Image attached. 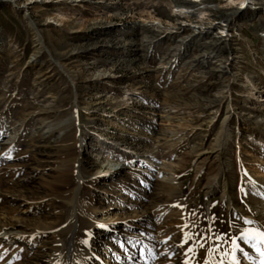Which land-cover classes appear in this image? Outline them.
<instances>
[{"label":"rangeland","instance_id":"374dc122","mask_svg":"<svg viewBox=\"0 0 264 264\" xmlns=\"http://www.w3.org/2000/svg\"><path fill=\"white\" fill-rule=\"evenodd\" d=\"M180 1L0 0V217L23 232L0 264H181L183 232L255 227L230 197L264 224V0ZM200 31L227 48L189 46Z\"/></svg>","mask_w":264,"mask_h":264},{"label":"bare ground","instance_id":"6f19581e","mask_svg":"<svg viewBox=\"0 0 264 264\" xmlns=\"http://www.w3.org/2000/svg\"><path fill=\"white\" fill-rule=\"evenodd\" d=\"M192 1H187V0H184V1H180V2H178V4H177V8H181V10H183V9H186L187 7H189V8H191V9H193V8H195L196 6H190L189 4L191 3ZM245 3H246V1H244V5H245ZM241 15V13H240V9H236V10H231V11H229V12H225V13H223L222 15H221V20L224 22V26H225V28H230V26L232 25V23H233V21L236 19V18H238L239 16ZM177 18V17H176ZM168 19L169 20H175L174 19V16H172V15H169L168 16ZM131 28L132 29H130L131 31L130 32H132L133 34H138V35H140L141 36V39H140V41H137V42H133V43H131L130 41V43H128V45L132 48V50L134 51V52H136L137 54H139L140 52H142V48H143V46L145 45V44H147V43H149L150 42V38H151V36H147L146 34L147 33H152V32H154V30L151 28V27H149L148 25H146V24H142V23H138V24H134L133 26H131ZM221 30H223L224 28H220ZM128 33V32H127ZM209 33L208 32H203V31H200L199 33H192L190 36H189V38L187 39V42H188V44H189V46L190 45H198V46H200V47H203V48H208L209 50H219V51H222V50H224L225 48H227V45H228V42H227V40L226 41H221L222 39H218L217 37H209V35H208ZM144 35V36H143ZM205 39H208V40H205ZM151 40H153V39H151ZM121 43V42H120ZM118 45V44H117ZM123 45V44H122ZM125 46V45H124ZM199 47V48H200ZM144 49V48H143ZM87 50H89V51H92L93 50V48L92 47H88L87 48ZM145 50V49H144ZM124 51H125V49H124ZM232 51V50H231ZM190 53V50L189 49H187L184 53H183V57L184 58H188L189 57V54ZM206 54V53H205ZM144 55V54H143ZM140 56V55H139ZM205 56V55H204ZM203 56V57H204ZM220 61V60H219ZM218 61V63H217V67H219V69L220 70H222L224 73H226V74H230V70H231V67H232V64H233V62H234V58L233 57H228V58H226L225 60H223L222 61V59H221V61L219 62ZM215 64V63H214ZM204 68V67H203ZM219 71V70H218ZM110 77V76H109ZM245 124L249 127H251L252 129H257L256 127H254V126H252L251 125V123H247L246 121H245ZM80 148H82V147H80ZM81 150V149H80ZM215 153H217V152H206V153H200V155L199 156H203V155H210L211 157H212V155L213 154H215ZM209 156V157H210ZM216 158L217 159H219L220 161H221V166L223 165L222 164V160H223V158H222V153H219V154H217L216 155ZM151 163V162H150ZM150 163H147V164H149V165H147L148 167L150 166ZM117 166H119V165H117ZM225 166V165H224ZM223 166V167H224ZM116 168V167H115ZM230 169V168H229ZM228 169V170H229ZM116 170V169H115ZM222 171H223V174H222V176L224 177V182H226V180H228L229 181V183L227 182V185H228V189H229V191L231 190V191H233L234 190V188H233V182L231 181L232 180V173L231 172H228V171H225V167L222 169ZM112 174H114V172H111ZM109 174V173H108ZM255 174V173H254ZM256 175H257V173H256ZM173 176V175H172ZM222 177V178H223ZM168 179L167 178H163L161 181H159V182H162V183H164V182H166ZM216 183V182H215ZM171 187H170V191L169 192H171V194L172 195H175V194H177L178 192H177V190L178 189H176L177 188V186H175V182L173 181V182H171ZM227 185H225V187L227 186ZM210 189V188H209ZM227 189V190H228ZM233 194H234V192H233ZM225 195V194H224ZM225 198V197H224ZM238 201H237V199H235V198H233V197H230L229 198V200L227 201V205H228V208H229V210H230V212H231V214H235V213H239V212H241L244 216H246L245 218H251L249 215H248V213H245V210H244V208L242 207V206H239L238 204ZM262 211H264V207L262 208ZM170 212V211H169ZM145 214H143V216H144ZM172 215V214H171ZM147 216V215H146ZM143 217V219H142V221L143 222H150V218H147V217H149V216H147V217ZM4 219H6L7 220V218H4V217H0V228L1 229H4L5 231H1L0 233V236L1 235H3L2 237H1V239H6V240H10V241H14V242H16V241H20L21 240V234L23 233V232H20V230H18V227L19 226H21V225H19V224H17V223H15V224H13V222H6V220H4ZM253 220V219H252ZM9 221V220H8ZM98 226H99V224L97 223L96 224V222H95V224H94V227H93V229H98ZM91 235V234H90ZM91 237V236H90ZM176 246V245H175ZM86 256H88V257H86L85 258V261H84V263L83 264H91V260H90V257L91 256H93L92 255V253L89 251V252H87L86 253ZM182 261V260H181Z\"/></svg>","mask_w":264,"mask_h":264},{"label":"snow or ice","instance_id":"6c2138e0","mask_svg":"<svg viewBox=\"0 0 264 264\" xmlns=\"http://www.w3.org/2000/svg\"><path fill=\"white\" fill-rule=\"evenodd\" d=\"M177 207L181 206L177 205ZM190 215H195V213H191ZM242 219L245 225H254L255 227L245 228L240 231L239 235L215 234L210 229L203 232H183V237L178 247L189 246L184 250L185 259L181 261V264H191L190 254H194L197 248L206 249L207 258L204 264H212V258L217 255L221 258L215 261V264H225L226 260L229 261V264H242V260L253 261V256L249 250H254L259 255V260L255 261L254 264H264V224H259L257 221L248 218ZM184 227L196 226L185 224ZM170 239L171 237H169ZM190 241L192 242L191 244H189ZM225 245H229L230 247L225 248ZM245 247L249 250H245ZM149 253H151V249ZM152 258L154 259L155 257Z\"/></svg>","mask_w":264,"mask_h":264}]
</instances>
